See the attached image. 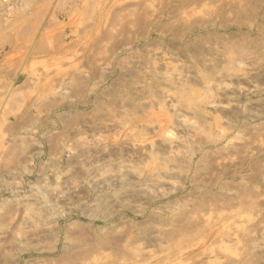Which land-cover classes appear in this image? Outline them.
Returning a JSON list of instances; mask_svg holds the SVG:
<instances>
[{"label": "rangeland", "instance_id": "374dc122", "mask_svg": "<svg viewBox=\"0 0 264 264\" xmlns=\"http://www.w3.org/2000/svg\"><path fill=\"white\" fill-rule=\"evenodd\" d=\"M9 5L0 264H264V0Z\"/></svg>", "mask_w": 264, "mask_h": 264}, {"label": "built area", "instance_id": "2783aa9c", "mask_svg": "<svg viewBox=\"0 0 264 264\" xmlns=\"http://www.w3.org/2000/svg\"><path fill=\"white\" fill-rule=\"evenodd\" d=\"M11 3V0H0V23L4 19L6 9Z\"/></svg>", "mask_w": 264, "mask_h": 264}, {"label": "bare ground", "instance_id": "6f19581e", "mask_svg": "<svg viewBox=\"0 0 264 264\" xmlns=\"http://www.w3.org/2000/svg\"><path fill=\"white\" fill-rule=\"evenodd\" d=\"M10 6V5H9ZM2 23V22H1Z\"/></svg>", "mask_w": 264, "mask_h": 264}]
</instances>
